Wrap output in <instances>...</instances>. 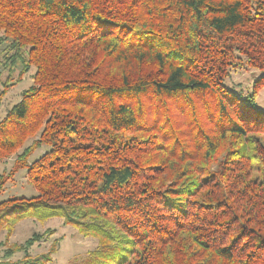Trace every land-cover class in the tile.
<instances>
[{
  "label": "trees",
  "instance_id": "1",
  "mask_svg": "<svg viewBox=\"0 0 264 264\" xmlns=\"http://www.w3.org/2000/svg\"><path fill=\"white\" fill-rule=\"evenodd\" d=\"M1 47L0 102L33 69L0 120L37 193L0 203L8 232L60 218L97 239L84 264H264V0H0Z\"/></svg>",
  "mask_w": 264,
  "mask_h": 264
},
{
  "label": "rangeland",
  "instance_id": "2",
  "mask_svg": "<svg viewBox=\"0 0 264 264\" xmlns=\"http://www.w3.org/2000/svg\"><path fill=\"white\" fill-rule=\"evenodd\" d=\"M0 49V85L7 75L2 70L3 52ZM15 75L12 77L14 80ZM33 69L26 73L20 83L12 85L7 90L5 97L0 102V120L4 117L6 111L20 100V94L23 90L31 85V74ZM258 75L257 71L239 68L233 70L227 83L229 88L240 91L244 96L251 90L253 79ZM256 108L264 113V86L257 92ZM36 138V137H35ZM33 138H29L17 153L0 161V174L10 176L5 182L3 189L0 191V203L13 198H31L37 195L32 185L27 181L25 170H17L9 175L13 168V161L23 149L30 145ZM43 148L36 150L30 160H33L43 153ZM12 175V176H11ZM7 176V177H8ZM6 228L9 225L0 223V264H22L23 261L41 257L46 254L49 260L44 264H84L89 255L97 248L98 242L93 237H83L74 226L65 224L60 218H51L44 222L33 219H23L18 221L13 227L12 232H8ZM34 235L42 236L39 242L32 247L23 251H15L17 246H24V243ZM23 245V246H22ZM8 248H15L14 254L5 259L3 253Z\"/></svg>",
  "mask_w": 264,
  "mask_h": 264
}]
</instances>
